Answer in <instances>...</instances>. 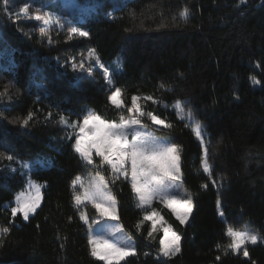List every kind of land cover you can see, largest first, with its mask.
<instances>
[{
    "label": "trees",
    "instance_id": "1",
    "mask_svg": "<svg viewBox=\"0 0 264 264\" xmlns=\"http://www.w3.org/2000/svg\"><path fill=\"white\" fill-rule=\"evenodd\" d=\"M55 1L8 0L9 19L0 0L3 40L14 60V65L6 59L0 63V93H8L0 99V152L7 149L6 155L15 158L0 157V227L9 228L0 236V264H104L90 254L88 225L72 199V181L86 169L72 150L74 137H66L71 130L59 123L60 115L74 121L87 109L118 120L99 71L79 87L70 83L80 74L68 59L79 62L90 49L106 66L121 61L112 90L123 88L129 106L133 95L161 101L141 104L173 125L163 134L182 148L184 187L193 195L184 225L169 209L153 204L181 237L177 255L158 258L163 232L148 238V221L138 231L144 213L129 184L121 180L112 185L118 220L134 237L138 253L121 264H264V0H74L71 21L63 20L62 29L52 28L49 45L37 22L16 13L25 3L47 5L45 9L58 13ZM93 8L97 11L89 14ZM185 9L186 22L180 19ZM72 27L88 31L89 37L68 40ZM37 68L40 74L34 77ZM176 100L191 108L203 126L212 179L201 169L204 149L191 126L185 127L189 121L178 119L172 107ZM29 112L33 118L21 128L19 120ZM17 161H35L38 170L31 179L42 185V201L28 220L13 218L4 207L9 202L13 206L29 178ZM227 226H247L260 237L247 246L248 258L242 252L225 254Z\"/></svg>",
    "mask_w": 264,
    "mask_h": 264
},
{
    "label": "snow or ice",
    "instance_id": "2",
    "mask_svg": "<svg viewBox=\"0 0 264 264\" xmlns=\"http://www.w3.org/2000/svg\"><path fill=\"white\" fill-rule=\"evenodd\" d=\"M241 4L244 0H240ZM69 12L74 8L72 0H64L62 5ZM10 5L8 0H4L5 14L12 19V13L8 11ZM47 5L37 8L35 14L29 13L30 5L28 3L19 7L16 15L18 17H27L29 20L37 22L39 34L42 39H46L48 44L53 43L51 31L55 22L60 26V21L70 19V16L57 14L52 11L44 10ZM97 9L89 10L93 14ZM86 19V16L80 17ZM175 19V18H174ZM180 19L188 20V11L185 9L180 13ZM23 31V30H21ZM28 35V32H24ZM89 32L79 27H72L68 33V40L74 37L88 38ZM3 40L2 26H0V59H6L10 65H14L13 52L5 48ZM67 63L71 64L74 73H79L74 81L70 82L73 87H79L80 81L86 78L94 79L97 71L103 76L105 85L110 94L107 101L118 114V120H107L100 114L91 109L82 110L81 119L69 121L64 115L59 116V123L71 131L66 133L68 139L74 137L72 150L79 157L80 162L87 170V182L77 175L72 181L73 204L79 211L80 220L88 225V245L90 254L104 264H121L128 257L137 256V250L131 242V237L124 234V229L119 224L103 226L102 221H118L117 212L118 202L112 192V185L117 181H126L137 201L136 207L143 213L142 220L138 221L136 228L139 231L144 222H151L147 231L148 238H155L154 233L163 232L159 237L157 257L171 258L181 251V237L176 233L171 225L167 223L160 211L153 207L154 203L161 204L169 209L181 225H184L192 212L193 195L184 187L183 173L181 170V152L179 144L172 143L168 139L157 136V132L171 130L173 125L166 119L154 114L151 111H145V102L151 101L153 104H160L152 95L131 96L130 106L126 102L125 90L115 87L113 76L122 70V63L118 59L113 65H104L94 49H90L87 55H83L77 62L75 57H70ZM40 74V69L34 70V77ZM259 83V81H254ZM43 87L46 86L42 85ZM165 88L164 84L160 85ZM171 90V89H167ZM7 90L0 93V99L7 96ZM167 108V105H165ZM173 109L177 112L180 120L187 119L189 123L185 127L191 126L196 138L200 141L204 149V155L201 158V169L205 175L212 179V166L208 160V148L203 139V126L193 115L191 108H185L182 101L176 100ZM0 115H3L0 113ZM52 114H48L51 119ZM33 118V113L29 112L27 116L19 120L21 128L29 125ZM145 120L151 123H145ZM15 122V121H13ZM8 150L6 149V152ZM6 152H0V157L8 161H14L12 155H6ZM22 169L29 173L27 181V190L18 193L14 200L15 206L11 202L5 205V211L10 210L13 218L22 215L24 220H28L29 214L34 213L40 206L41 187L31 179V173L38 170L35 161H17ZM43 166H50L43 164ZM13 173L17 169L8 166ZM213 185L216 181L212 180ZM203 189L207 184L201 185ZM91 206L95 210L96 218L88 215L87 208ZM219 207L220 201L217 200ZM83 209V210H80ZM151 209V211H149ZM223 217V213H220ZM98 225L100 227H93ZM8 227H0V236L8 234ZM225 236L229 242L223 246L225 254L242 252L245 258L250 253L248 245H256L260 237L251 233L245 226L244 230L227 226ZM220 246L218 245V248ZM145 255H148L145 253ZM220 257H217L219 260ZM255 264V262H253Z\"/></svg>",
    "mask_w": 264,
    "mask_h": 264
},
{
    "label": "rangeland",
    "instance_id": "3",
    "mask_svg": "<svg viewBox=\"0 0 264 264\" xmlns=\"http://www.w3.org/2000/svg\"><path fill=\"white\" fill-rule=\"evenodd\" d=\"M55 2H59V5H60V11L57 13V14H63V15H66V16H70V14H69V11L66 9V8H64L62 5H63V3H64V0H56ZM72 4L74 5V8L76 7V4H75V2H74V0H72ZM30 7H31V11L29 10V13L30 14H35V12H36V7H33V6H31L30 5ZM42 6H40V7H38V8H41ZM73 8V9H74ZM44 10H46V11H49V10H47V9H44ZM71 17V16H70ZM65 21H71L70 19H64ZM66 23H68V22H66ZM62 25H64V23H63V20H61L60 21V26H57L56 25V23L54 22L53 23V25H52V28H60V29H62ZM4 47L5 48H8V49H10L6 44L4 45ZM1 61H2V59H0V63H1ZM145 123H148V124H150L151 122L150 121H148V120H146L145 121ZM156 135L157 136H160V137H162V138H164V139H168V140H170L165 134H163V132H157L156 133ZM171 141V140H170ZM172 142V141H171ZM173 143V142H172ZM86 172L84 173V176L82 175L81 177L85 180V182H87V170H85ZM28 181V180H27ZM32 181H34L35 183H37V184H39L38 182H36L35 180H33L32 179ZM27 190V182H26V184H25V186L23 187V189L21 190V191H26ZM20 191V192H21ZM20 192H18V193H20ZM17 193V194H18ZM16 194V195H17ZM15 195V196H16ZM15 196H14V198H15ZM14 198H13V206H15V200H14ZM41 201H42V187H41ZM41 203V202H40ZM158 203V202H157ZM161 205V204H160ZM162 206V205H161ZM88 211H89V213H90V217L91 218H93V219H95L96 218V214H95V210L94 209H92L91 208V206L89 205L88 206ZM37 210V209H36ZM149 211H151V209H149ZM33 213H30L29 214V216L30 215H32ZM190 216V215H189ZM21 217H22V215H21ZM22 219H23V217H22ZM189 219V218H188ZM188 221V220H187ZM186 221V222H187ZM101 224L103 225V226H111V225H114V224H119L122 228H123V226L121 225V223L119 222V220L118 221H102L101 222ZM93 227H100V226H98V225H93ZM244 228L245 227H242V228H239L240 230H244ZM124 229V228H123ZM247 230L248 231H250L251 233H253V234H256V233H254V232H252L249 228H247ZM124 234H126V235H128V236H130L131 237V242H132V244L135 246V248H136V242H135V239H134V237L132 236V234L131 233H129L128 231H126L125 229H124ZM257 235V234H256ZM101 261V260H100ZM103 262V261H102ZM122 262V261H121Z\"/></svg>",
    "mask_w": 264,
    "mask_h": 264
}]
</instances>
